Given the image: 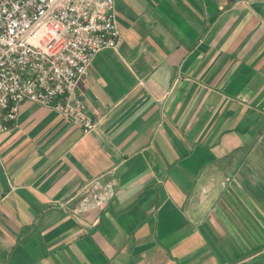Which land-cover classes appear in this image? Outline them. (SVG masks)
Listing matches in <instances>:
<instances>
[{"label":"crops","instance_id":"obj_1","mask_svg":"<svg viewBox=\"0 0 264 264\" xmlns=\"http://www.w3.org/2000/svg\"><path fill=\"white\" fill-rule=\"evenodd\" d=\"M114 3L120 43L76 89L97 127L25 102L0 135V264L249 261L264 251V0ZM97 178L117 183L110 204L72 214Z\"/></svg>","mask_w":264,"mask_h":264},{"label":"built area","instance_id":"obj_2","mask_svg":"<svg viewBox=\"0 0 264 264\" xmlns=\"http://www.w3.org/2000/svg\"><path fill=\"white\" fill-rule=\"evenodd\" d=\"M120 40L114 0H0V135L25 102L52 107L84 134L93 131L98 121L77 85L93 58ZM116 192L115 181L97 178L71 213L103 210Z\"/></svg>","mask_w":264,"mask_h":264},{"label":"rangeland","instance_id":"obj_3","mask_svg":"<svg viewBox=\"0 0 264 264\" xmlns=\"http://www.w3.org/2000/svg\"><path fill=\"white\" fill-rule=\"evenodd\" d=\"M259 257H264V251L261 252V254L253 257L252 259H249V261H245V262H242L240 264H243V263H246V264H249V262H251L254 258H259ZM260 262H255L253 264H264V258L259 260Z\"/></svg>","mask_w":264,"mask_h":264},{"label":"trees","instance_id":"obj_4","mask_svg":"<svg viewBox=\"0 0 264 264\" xmlns=\"http://www.w3.org/2000/svg\"><path fill=\"white\" fill-rule=\"evenodd\" d=\"M264 257H259V258H254L251 262H249V264H253L255 262H260L259 260L263 259ZM246 264V263H243Z\"/></svg>","mask_w":264,"mask_h":264}]
</instances>
